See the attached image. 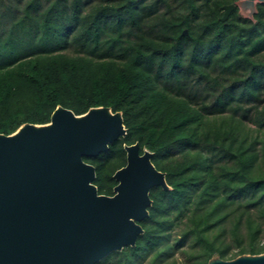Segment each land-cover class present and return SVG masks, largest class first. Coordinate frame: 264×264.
Instances as JSON below:
<instances>
[{
    "label": "trees",
    "instance_id": "trees-1",
    "mask_svg": "<svg viewBox=\"0 0 264 264\" xmlns=\"http://www.w3.org/2000/svg\"><path fill=\"white\" fill-rule=\"evenodd\" d=\"M231 1L0 0V133L108 107L126 133L83 156L98 193L135 142L169 186L149 190L135 245L95 264L264 252V3L223 21Z\"/></svg>",
    "mask_w": 264,
    "mask_h": 264
},
{
    "label": "water",
    "instance_id": "water-1",
    "mask_svg": "<svg viewBox=\"0 0 264 264\" xmlns=\"http://www.w3.org/2000/svg\"><path fill=\"white\" fill-rule=\"evenodd\" d=\"M258 2L264 0L237 4L251 17ZM223 8L224 21L233 4ZM125 133L121 112L103 106L79 115L57 106L48 123L0 133V264H95L135 245L149 190L169 188L152 153L140 152L137 142L124 144L126 163L113 173V195L98 193L95 168L83 160ZM207 264H264V252L214 255Z\"/></svg>",
    "mask_w": 264,
    "mask_h": 264
},
{
    "label": "flooded vegetation",
    "instance_id": "flooded-vegetation-1",
    "mask_svg": "<svg viewBox=\"0 0 264 264\" xmlns=\"http://www.w3.org/2000/svg\"><path fill=\"white\" fill-rule=\"evenodd\" d=\"M238 1H240V0H232V1L229 3V4H233V8H232L231 11L229 12V14H230L233 10H236V12H237L239 15H241V16H243V17L251 18V19H253L254 15L257 13V7H258V4H260V3H264V2H258V3L256 4V11L252 14L251 17H249V16L245 15V14L241 11V7L237 4ZM224 5H227V4H224ZM224 5H222V8H223ZM224 11H225V9L223 8V14H224ZM245 11H246V12H249V9L247 8ZM229 14H228V16H229ZM222 16H223V15H222ZM228 16H227V17H228ZM112 195H113V194H112Z\"/></svg>",
    "mask_w": 264,
    "mask_h": 264
},
{
    "label": "rangeland",
    "instance_id": "rangeland-1",
    "mask_svg": "<svg viewBox=\"0 0 264 264\" xmlns=\"http://www.w3.org/2000/svg\"><path fill=\"white\" fill-rule=\"evenodd\" d=\"M184 260H185V257L182 254L178 253L176 255L177 264H182Z\"/></svg>",
    "mask_w": 264,
    "mask_h": 264
}]
</instances>
